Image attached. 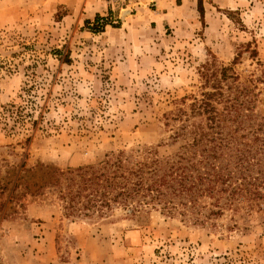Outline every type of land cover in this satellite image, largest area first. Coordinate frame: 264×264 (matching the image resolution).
Segmentation results:
<instances>
[{
	"label": "rangeland",
	"instance_id": "374dc122",
	"mask_svg": "<svg viewBox=\"0 0 264 264\" xmlns=\"http://www.w3.org/2000/svg\"><path fill=\"white\" fill-rule=\"evenodd\" d=\"M182 2L0 0V264H264L259 203L213 225L64 208L76 168L177 149L162 116L203 65L232 67L264 117V0Z\"/></svg>",
	"mask_w": 264,
	"mask_h": 264
},
{
	"label": "trees",
	"instance_id": "16d2710c",
	"mask_svg": "<svg viewBox=\"0 0 264 264\" xmlns=\"http://www.w3.org/2000/svg\"><path fill=\"white\" fill-rule=\"evenodd\" d=\"M197 10L202 18V0ZM200 77L198 95L182 96L162 116L172 143L181 141L177 149L160 156L149 148L143 160L133 162L120 152L97 168H76V188L61 192L67 214L99 216L118 204L126 217L139 221L147 216L146 206L160 204L171 217L213 225L226 207L264 206V117L253 112L250 90L232 67L210 71L203 65Z\"/></svg>",
	"mask_w": 264,
	"mask_h": 264
},
{
	"label": "crops",
	"instance_id": "0c3cea01",
	"mask_svg": "<svg viewBox=\"0 0 264 264\" xmlns=\"http://www.w3.org/2000/svg\"><path fill=\"white\" fill-rule=\"evenodd\" d=\"M128 2H132L133 4L134 3H136V4H139V3H141L142 1H144V0H127ZM183 2V4L186 6V7H188V8H192L193 7V5H195V3H196V0H182ZM182 4V5H183ZM128 6V5H127ZM184 6V7H185ZM110 9H112V7H109Z\"/></svg>",
	"mask_w": 264,
	"mask_h": 264
}]
</instances>
